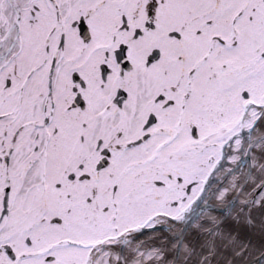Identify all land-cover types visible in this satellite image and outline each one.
<instances>
[{
    "label": "snow or ice",
    "instance_id": "1",
    "mask_svg": "<svg viewBox=\"0 0 264 264\" xmlns=\"http://www.w3.org/2000/svg\"><path fill=\"white\" fill-rule=\"evenodd\" d=\"M0 264H264V0H0Z\"/></svg>",
    "mask_w": 264,
    "mask_h": 264
}]
</instances>
